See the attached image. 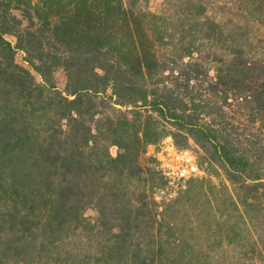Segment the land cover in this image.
I'll use <instances>...</instances> for the list:
<instances>
[{
    "label": "trees",
    "instance_id": "trees-1",
    "mask_svg": "<svg viewBox=\"0 0 264 264\" xmlns=\"http://www.w3.org/2000/svg\"><path fill=\"white\" fill-rule=\"evenodd\" d=\"M167 138L233 187L221 248L264 264V0H0V264H199L141 164Z\"/></svg>",
    "mask_w": 264,
    "mask_h": 264
},
{
    "label": "rangeland",
    "instance_id": "rangeland-1",
    "mask_svg": "<svg viewBox=\"0 0 264 264\" xmlns=\"http://www.w3.org/2000/svg\"><path fill=\"white\" fill-rule=\"evenodd\" d=\"M16 62L23 65L21 54L17 55ZM54 79L56 86L64 90L66 79L61 69L55 72ZM110 152L116 156L117 149L112 147ZM141 164L156 166L161 172L151 183L157 202L177 199L166 216L179 224L191 247L204 251L199 264H253L251 254L243 253L241 248H221L222 224L227 221L237 225L240 216L228 198L227 190H232V185L198 146L191 143L188 149L179 150L167 138L159 145L149 146L141 157ZM191 166L197 167L194 175H188ZM182 172L184 177H180ZM86 216L93 217V211H86Z\"/></svg>",
    "mask_w": 264,
    "mask_h": 264
},
{
    "label": "built area",
    "instance_id": "built-area-1",
    "mask_svg": "<svg viewBox=\"0 0 264 264\" xmlns=\"http://www.w3.org/2000/svg\"><path fill=\"white\" fill-rule=\"evenodd\" d=\"M195 172H197V167L196 166H191V170L190 171H188V175H194L195 174ZM185 176V174L182 172V173H180V177H184Z\"/></svg>",
    "mask_w": 264,
    "mask_h": 264
}]
</instances>
